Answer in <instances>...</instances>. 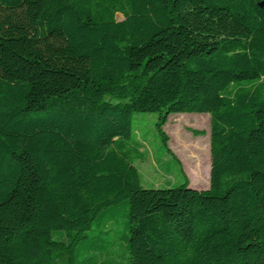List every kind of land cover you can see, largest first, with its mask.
<instances>
[{
	"label": "trees",
	"instance_id": "16d2710c",
	"mask_svg": "<svg viewBox=\"0 0 264 264\" xmlns=\"http://www.w3.org/2000/svg\"><path fill=\"white\" fill-rule=\"evenodd\" d=\"M262 1L0 0V264H264ZM153 112L208 189L141 185Z\"/></svg>",
	"mask_w": 264,
	"mask_h": 264
},
{
	"label": "rangeland",
	"instance_id": "374dc122",
	"mask_svg": "<svg viewBox=\"0 0 264 264\" xmlns=\"http://www.w3.org/2000/svg\"><path fill=\"white\" fill-rule=\"evenodd\" d=\"M121 19L122 16L118 15ZM159 113H135L132 124V141L140 145L144 158H136L141 185L145 188H165L178 186L185 181L180 166L195 189L205 190L210 186L211 169V119L208 113H175L170 115L163 126L168 135L169 152L166 150L156 123ZM205 141L207 152L204 157L203 179L198 174L199 154L195 144L199 139Z\"/></svg>",
	"mask_w": 264,
	"mask_h": 264
},
{
	"label": "water",
	"instance_id": "95a60500",
	"mask_svg": "<svg viewBox=\"0 0 264 264\" xmlns=\"http://www.w3.org/2000/svg\"><path fill=\"white\" fill-rule=\"evenodd\" d=\"M260 7H264V0L260 3Z\"/></svg>",
	"mask_w": 264,
	"mask_h": 264
}]
</instances>
